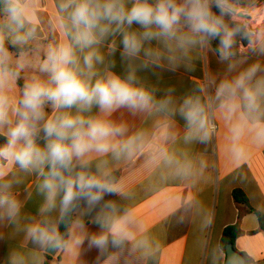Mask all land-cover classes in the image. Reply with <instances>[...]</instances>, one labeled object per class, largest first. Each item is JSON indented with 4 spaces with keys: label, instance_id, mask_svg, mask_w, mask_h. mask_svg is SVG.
Returning <instances> with one entry per match:
<instances>
[{
    "label": "clouds",
    "instance_id": "1",
    "mask_svg": "<svg viewBox=\"0 0 264 264\" xmlns=\"http://www.w3.org/2000/svg\"><path fill=\"white\" fill-rule=\"evenodd\" d=\"M38 3L0 0V221L20 227L14 189L35 176L43 198L39 218L22 227L34 251L67 250L71 241L61 224L69 235L73 226L86 232L94 224L98 231L86 240L100 255L130 238L126 217L117 218L115 204L105 199L118 192L107 157L133 156L142 137L107 117L172 103L171 96L157 98L140 72L192 71L193 53L211 52L226 69L218 80L213 76L207 101L197 94L183 99L187 138L206 140L214 131L211 105L230 123L237 156L245 134L264 143V30L247 22L259 11L254 0H53L59 38L46 44L33 19ZM117 53L122 73L114 70ZM26 69L32 70L27 77ZM5 264L29 260L13 250Z\"/></svg>",
    "mask_w": 264,
    "mask_h": 264
},
{
    "label": "crops",
    "instance_id": "2",
    "mask_svg": "<svg viewBox=\"0 0 264 264\" xmlns=\"http://www.w3.org/2000/svg\"><path fill=\"white\" fill-rule=\"evenodd\" d=\"M53 0H39L33 19L39 25L40 44L58 39L53 28ZM39 47V45H36ZM114 69L123 72L119 53ZM193 70L181 66L175 71L154 69L140 72L156 90L157 98L171 96L167 109L130 113L119 109L107 118L128 125V135L142 137L137 152L114 161L111 173H117L118 192L105 199L116 206V217H126L123 227L130 238L118 247H109L103 255L89 248L87 233L98 228L87 223V231L73 226L67 250L36 249L25 238L22 227L31 218H39L42 197L37 195V178L28 176L17 185L14 194L22 208L17 223L0 221V264L8 253L21 251L29 264H43L46 255L51 264H225L226 249L221 247L224 230L238 225L240 234L234 248L250 259V264H264V229L258 213L264 216V143L251 134L239 141L243 154L233 148L230 123L215 106L208 108V120L214 125L206 140L188 139V127L179 113L183 99L192 94L207 101L214 94L211 80L223 76L226 65L204 50L193 53ZM32 72L26 69L23 76ZM23 83V80H21ZM205 87L206 93L200 88ZM96 110L94 109V112ZM241 192L247 204L238 203ZM56 216V213H52ZM87 222L88 217H84ZM83 241L80 244L75 240Z\"/></svg>",
    "mask_w": 264,
    "mask_h": 264
},
{
    "label": "trees",
    "instance_id": "3",
    "mask_svg": "<svg viewBox=\"0 0 264 264\" xmlns=\"http://www.w3.org/2000/svg\"><path fill=\"white\" fill-rule=\"evenodd\" d=\"M9 47H10L11 51H13V52L16 51V49L14 47H12V46H9ZM20 83L22 84V81H20ZM112 176L115 178V180L118 178L117 173L112 174ZM235 199L238 203L247 204V199L245 198L244 194L241 192H235ZM258 217H259V221H260V226L262 229H264V216L262 214L258 213ZM60 231L62 234L65 235V238L67 239L69 228L66 227L65 225L61 224L60 225ZM239 234H240V230H239L238 225H233V226L227 227L224 230L222 238H221V247L223 249H226L227 245H229V244H233V246H234L235 240L237 239ZM244 257H245V261H246L245 264H250V262H251L250 259H248L246 256H244ZM43 264H51V256L46 255V259H45Z\"/></svg>",
    "mask_w": 264,
    "mask_h": 264
},
{
    "label": "rangeland",
    "instance_id": "4",
    "mask_svg": "<svg viewBox=\"0 0 264 264\" xmlns=\"http://www.w3.org/2000/svg\"><path fill=\"white\" fill-rule=\"evenodd\" d=\"M254 4L259 11L251 12L247 22L254 30H264V0H254Z\"/></svg>",
    "mask_w": 264,
    "mask_h": 264
},
{
    "label": "water",
    "instance_id": "5",
    "mask_svg": "<svg viewBox=\"0 0 264 264\" xmlns=\"http://www.w3.org/2000/svg\"><path fill=\"white\" fill-rule=\"evenodd\" d=\"M49 255H53L55 250H47ZM245 257L235 250L233 244H229L226 247V262L225 264H245Z\"/></svg>",
    "mask_w": 264,
    "mask_h": 264
}]
</instances>
